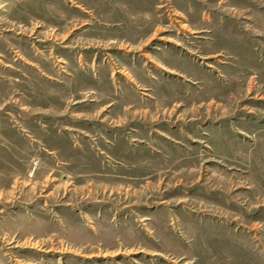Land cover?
I'll list each match as a JSON object with an SVG mask.
<instances>
[{
	"label": "rangeland",
	"instance_id": "rangeland-1",
	"mask_svg": "<svg viewBox=\"0 0 264 264\" xmlns=\"http://www.w3.org/2000/svg\"><path fill=\"white\" fill-rule=\"evenodd\" d=\"M0 264H264V0H0Z\"/></svg>",
	"mask_w": 264,
	"mask_h": 264
}]
</instances>
